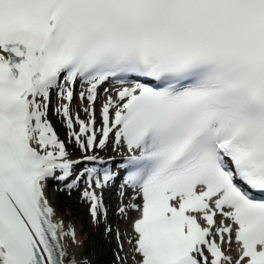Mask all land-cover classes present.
Listing matches in <instances>:
<instances>
[{
  "label": "snow or ice",
  "instance_id": "obj_1",
  "mask_svg": "<svg viewBox=\"0 0 264 264\" xmlns=\"http://www.w3.org/2000/svg\"><path fill=\"white\" fill-rule=\"evenodd\" d=\"M117 180L133 264H264V0H0V264H90L50 182Z\"/></svg>",
  "mask_w": 264,
  "mask_h": 264
},
{
  "label": "rangeland",
  "instance_id": "obj_2",
  "mask_svg": "<svg viewBox=\"0 0 264 264\" xmlns=\"http://www.w3.org/2000/svg\"><path fill=\"white\" fill-rule=\"evenodd\" d=\"M52 202L57 208L60 215L66 218V221L71 223L77 231L83 230L79 240H81L82 249L90 261V264H109L113 262L110 254L114 250L110 234L105 236L107 226L96 228L95 225L88 222L85 212L79 206L78 202L73 197L52 196ZM98 258V260H97Z\"/></svg>",
  "mask_w": 264,
  "mask_h": 264
},
{
  "label": "bare ground",
  "instance_id": "obj_3",
  "mask_svg": "<svg viewBox=\"0 0 264 264\" xmlns=\"http://www.w3.org/2000/svg\"><path fill=\"white\" fill-rule=\"evenodd\" d=\"M61 218H63L64 219V221H65V223H66V218L65 217H63L62 215H60V214H58ZM114 217H112V219H113ZM120 226H121V229H122V237H123V240L125 241L124 243H125V250H124V253H126V255L127 256H129V257H131V252H130V250H129V247H128V244L126 243V240L128 239V230H127V227H126V224H123V223H120ZM79 241V240H78ZM79 242H81V241H79ZM81 250H83L82 248H81Z\"/></svg>",
  "mask_w": 264,
  "mask_h": 264
}]
</instances>
